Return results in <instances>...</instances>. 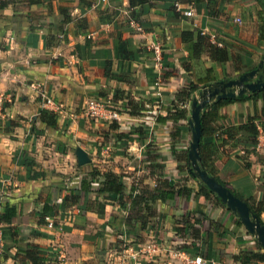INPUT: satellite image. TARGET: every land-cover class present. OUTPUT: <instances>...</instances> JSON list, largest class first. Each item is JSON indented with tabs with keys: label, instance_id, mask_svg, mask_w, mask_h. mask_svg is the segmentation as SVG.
<instances>
[{
	"label": "crops",
	"instance_id": "crops-1",
	"mask_svg": "<svg viewBox=\"0 0 264 264\" xmlns=\"http://www.w3.org/2000/svg\"><path fill=\"white\" fill-rule=\"evenodd\" d=\"M172 1L130 8L127 0L89 6L79 0H0V213L5 204L16 212L0 223V264H179L181 253L191 255L181 245L201 247L207 264H240L244 257L247 264H264V248L236 215L212 195L194 197L198 183L177 170L184 162L176 154L184 156L190 139L187 119L155 121L176 89L195 79V69L202 74L212 67L207 77L218 81L257 65L264 53V6L257 0H195L188 16L181 13L187 0H179L180 11ZM132 16L140 30L130 26ZM183 30L200 31L210 43L225 46L226 60L215 63L204 51L193 67L180 40ZM152 40L160 43V68L152 66ZM106 70L114 75L105 76ZM165 71L173 77H163ZM36 86L57 109L43 106ZM87 99L111 101L118 119L88 121L82 112ZM128 102L142 110L131 113ZM260 102L225 104L220 123H243L259 113ZM39 109L55 114L53 127L38 120ZM112 122L118 128L109 127ZM116 131L130 138L115 139ZM76 148L85 152L86 163L77 164ZM263 148L259 132L252 154L227 141L214 160V175L254 209L264 207ZM22 156L34 161L30 172L42 174L25 179V167L17 162ZM157 165L163 167L160 175ZM91 169L120 175L122 195L98 193L97 182L86 177ZM85 178L87 191L76 203L44 216L52 219L51 227L39 221L44 205L55 210ZM162 181L166 188L184 185L192 192L161 190L151 198ZM186 212L189 222L198 215L193 227L203 235L202 244L176 223ZM259 218L264 223V210Z\"/></svg>",
	"mask_w": 264,
	"mask_h": 264
},
{
	"label": "trees",
	"instance_id": "trees-1",
	"mask_svg": "<svg viewBox=\"0 0 264 264\" xmlns=\"http://www.w3.org/2000/svg\"><path fill=\"white\" fill-rule=\"evenodd\" d=\"M81 3H84L86 6H89L94 0H79ZM260 4L264 6V2L262 0H257ZM27 2H37V0H27ZM148 2V0H127L128 7L130 8H136V7H142ZM173 2V1H172ZM133 20L135 18L131 17ZM136 21V20H135ZM139 23V22H138ZM139 25H142L139 23ZM261 35V33H260ZM259 35V40L261 39ZM180 40L182 42H185L187 44L188 49V58L193 62V67L198 66L200 55L202 52L207 53V58L215 63H219L222 61H225L227 58V52L225 46H218L216 44L210 43L208 41V38L204 36L203 34H200L198 31L193 30H183L180 34ZM237 71L240 70L238 68H235ZM251 67H247L244 69V71H238L239 75L240 73H244L246 71L251 70ZM213 68L208 67L204 68L202 70V74H200V70L196 71L195 69V79L187 81L184 85L180 86L173 94V98L169 101L170 106L166 107V112L162 114H157L155 116V121L162 123L167 119H170L172 121H179V120H186L187 119V113L184 107H180L181 104H184L189 99L194 97V93L200 91L201 88L207 87L215 82V80L208 79L207 75L209 73H212ZM165 74H170L171 77H173L172 72L165 71L163 74V77H165ZM108 75H114V73H109L108 70L105 71V76ZM225 79V78H224ZM259 99L261 102L259 113L258 114H252L247 115L246 119L243 123L238 124H228V125H222L220 123L221 119L223 118L220 114V109L222 106L228 103L232 102H243L246 100H257ZM131 102H128L127 104L130 105ZM178 104V105H177ZM179 108H177V106ZM133 109V110H132ZM131 113L136 114L140 110H142V107L138 105L137 103H131ZM171 110V111H170ZM172 112V113H170ZM38 120L48 127H53L55 124V114L52 111H48L46 109H39L38 111ZM199 121H200V136H199V143H198V155L199 160L198 164L201 169H204L209 175H212L218 182L224 185L223 182H221L215 175H214V160L217 156V150L219 147H222L227 141L232 143V145L240 144L245 147H249V153L254 152V146L257 143V135L259 132L263 134L264 136V85L260 87L257 90L251 91V92H245L241 95H236L232 98H224V99H218V100H210L208 103H206L203 108L200 110L199 113ZM111 128H118L116 124L113 122L109 124ZM37 133H41L42 130L35 131ZM240 132H242V135H239ZM113 137L115 139H120L124 137L125 139H129L130 137L128 134L121 133L120 131H116L113 134ZM208 138V140H207ZM261 160L264 163V148L261 154ZM22 160H17L18 163L22 164L25 167V179H34L37 176H40L42 173L40 171H34L30 172V168L35 164L34 161L29 158L28 156H22ZM177 160H181L184 162L182 165H177V170H186V173L188 176L192 179H194L198 183V187L195 190L194 197L202 196L203 198H208L209 195H212L213 198L218 201L219 198L211 192L201 181H199L195 176L191 175L188 170L187 165V159H186V152L184 156L180 158L179 155L176 154ZM163 167L161 165H157L156 173L162 174ZM87 178L90 180H95L98 184L97 192L98 193H105L107 195H113V196H120L122 195V191L124 189V185L121 181V176L116 175L110 171H105L102 173H99L98 171L91 169L89 173H87ZM97 177V178H96ZM87 178L81 180L80 185L76 189H70L66 195H64L61 199V201L55 205V210L51 211L48 206L44 205L40 212L38 213V217L40 218V222H43L44 216L47 215H53L57 209H60V211L65 210L66 206L71 203L74 204L78 201L80 197H82L85 192L87 191V187L89 185V179ZM163 186H158V183H155V186L152 188V194L151 198L158 194V192L162 190L164 193H185L189 194L192 192L191 188H188L184 185L177 186V187H168L166 188L165 183L162 181ZM163 188V189H162ZM232 192V191H231ZM233 193V192H232ZM236 195L235 193H233ZM237 197L241 198L240 196L236 195ZM133 199V198H132ZM243 199V198H241ZM144 201V207L146 206V200L142 199ZM245 201V199H243ZM246 202V201H245ZM247 203V202H246ZM224 205L223 203H221ZM249 210L254 212L257 217L259 218V213L264 210V207H259L257 209H254L250 204H248ZM225 206V205H224ZM228 209V208H226ZM229 210V209H228ZM15 208L12 205L5 204L3 207L2 212L0 213V223L8 222L14 215H15ZM193 213V212H192ZM45 214V215H44ZM188 213L186 212L183 215L179 216V219H176V223L180 224L182 226L181 228L184 230L185 235L192 239H198L199 244H202L203 235H199L198 228L193 227L194 223H200V219L197 218L198 215L192 214L191 215V221L189 222L188 219ZM234 214V213H233ZM42 219V220H41ZM260 220V218H259ZM260 223L264 225V223L260 220ZM238 224L240 225L241 222L238 220ZM256 244L261 247L257 242ZM181 250L189 251L191 252V255H199L202 257V251L200 250L201 247H199L198 251H193L192 249L188 250L187 245H181L178 247ZM262 248V247H261ZM263 249V248H262ZM264 251V249H263ZM28 254V252L26 251ZM231 258L233 260H238L239 256L237 255H231ZM246 258V260H240V264H247L250 261L249 258ZM253 264V263H251Z\"/></svg>",
	"mask_w": 264,
	"mask_h": 264
},
{
	"label": "water",
	"instance_id": "water-1",
	"mask_svg": "<svg viewBox=\"0 0 264 264\" xmlns=\"http://www.w3.org/2000/svg\"><path fill=\"white\" fill-rule=\"evenodd\" d=\"M264 2V0H262ZM264 53L257 65L235 78L218 80L207 87L200 89L198 98H191L189 102V116L187 118L190 130V139L186 151L188 170L191 175L201 181L211 192H213L232 213L236 215L245 230L255 237L256 242L264 248V225L260 223L257 215L249 210L247 203L234 195L229 188L218 182L209 175L198 164V143L200 136L199 113L203 106L210 100L232 98L245 92H251L264 85ZM34 119V117H33ZM75 156L77 164L82 165L88 161L85 152L76 148Z\"/></svg>",
	"mask_w": 264,
	"mask_h": 264
},
{
	"label": "built area",
	"instance_id": "built-area-1",
	"mask_svg": "<svg viewBox=\"0 0 264 264\" xmlns=\"http://www.w3.org/2000/svg\"><path fill=\"white\" fill-rule=\"evenodd\" d=\"M106 0H94L91 5H97L100 2H105ZM194 4H195V0H187L186 2V7L185 9H180V4H179V0H173L172 5L174 7L175 10L180 11L182 10V14L183 15H192L194 12ZM235 22L239 23L240 20L239 18H235L234 19ZM128 22L130 24V26L134 27L136 30H140V25L138 22H136L135 20H133L132 18L128 19ZM200 34H202L199 31ZM213 44L219 45V43L217 41L213 42ZM150 49L153 52V67L156 68H160L161 67V56H160V43L156 40H152L151 45H150ZM159 75V74H158ZM156 77L155 81H154V85H158L159 81H160V76ZM35 89L38 90V94L39 96H42L44 101H43V106H48L51 109H57L56 106H54V103L48 98L45 97L43 91L41 90V88L39 86H36ZM195 98H198V95L195 94L194 95ZM189 102L190 99L185 102L184 104H181L180 107H184L186 111L189 112ZM82 112H83V116L88 120V121H102V122H109L111 120H116L118 119V111L117 108L115 107V105L111 102V101H104V100H100V99H87L85 101V104L82 108ZM44 220L46 222V225L48 227H51L53 225V221L50 217H44ZM3 236H2V232L0 229V253L2 251V246H3V242H2ZM59 259H61L62 257L58 254ZM179 259V264H207V261L205 259H203L201 256L199 255H187V254H183L181 253V256L178 257ZM210 264H214L213 262Z\"/></svg>",
	"mask_w": 264,
	"mask_h": 264
},
{
	"label": "rangeland",
	"instance_id": "rangeland-1",
	"mask_svg": "<svg viewBox=\"0 0 264 264\" xmlns=\"http://www.w3.org/2000/svg\"><path fill=\"white\" fill-rule=\"evenodd\" d=\"M196 94L198 95V92H196Z\"/></svg>",
	"mask_w": 264,
	"mask_h": 264
}]
</instances>
